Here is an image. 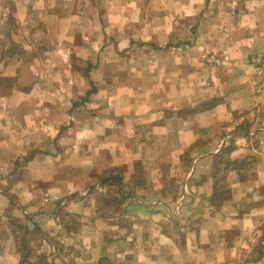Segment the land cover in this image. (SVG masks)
I'll return each instance as SVG.
<instances>
[{
  "label": "crops",
  "instance_id": "obj_1",
  "mask_svg": "<svg viewBox=\"0 0 264 264\" xmlns=\"http://www.w3.org/2000/svg\"><path fill=\"white\" fill-rule=\"evenodd\" d=\"M263 51L264 0H0V264H264Z\"/></svg>",
  "mask_w": 264,
  "mask_h": 264
},
{
  "label": "rangeland",
  "instance_id": "obj_2",
  "mask_svg": "<svg viewBox=\"0 0 264 264\" xmlns=\"http://www.w3.org/2000/svg\"><path fill=\"white\" fill-rule=\"evenodd\" d=\"M142 3H135L134 4V8H130V9H128V5L127 4H124V3H122V7H121V9H120V11H123V10H126L125 12H128V11H135V10H138V12H140V15L141 14H143V12H144V10H145V8L143 7V6H140ZM206 8L207 7H201V8H199V10L198 11H200L201 9V16H204L205 14H204V11H206ZM108 10V9H107ZM188 12V10H184V13H185V15H186V13ZM120 15H122L121 13H119ZM206 14H207V12H206ZM123 16V15H122ZM190 20V18H186V21L185 22H187V21H189ZM143 21V20H142ZM190 21H192V20H190ZM205 52H206V50H205ZM207 53V55H206V57L204 58L205 59V63L208 65V68H215V67H218V66H220L221 65V62L220 63H218V64H211L210 62H208V60H207V56L210 54H212V51H207L206 52ZM263 89H264V87H263V85L262 86H260V87H258V91H263ZM169 171V170H168ZM175 187H176V184H173L172 186H170V188H171V193L175 190ZM126 219H127V217H126ZM21 233V232H20ZM34 244H36V238H34V239H32V242H31V245L29 246V247H25L26 249H22V251H21V253H22V255H24V254H28V256L27 257H40V255L36 252V250L34 251V247L35 246H33ZM44 253V252H43ZM49 254V253H48ZM46 254L47 256H51V254H52V256H56L57 258H60L61 259V264H65L64 263V260H66L65 259V257H64V252H61V251H59L58 249L53 253V252H51V254ZM41 256H45V255H43V254H41ZM51 256V257H52ZM63 261V262H62Z\"/></svg>",
  "mask_w": 264,
  "mask_h": 264
},
{
  "label": "built area",
  "instance_id": "obj_3",
  "mask_svg": "<svg viewBox=\"0 0 264 264\" xmlns=\"http://www.w3.org/2000/svg\"><path fill=\"white\" fill-rule=\"evenodd\" d=\"M207 60L211 64H218L221 62V60L213 54L211 55L209 54L207 56ZM251 61L254 65H257L259 67H264V51L254 54L251 58Z\"/></svg>",
  "mask_w": 264,
  "mask_h": 264
}]
</instances>
